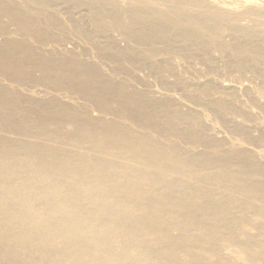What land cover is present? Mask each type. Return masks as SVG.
<instances>
[{
	"label": "bare ground",
	"instance_id": "1",
	"mask_svg": "<svg viewBox=\"0 0 264 264\" xmlns=\"http://www.w3.org/2000/svg\"><path fill=\"white\" fill-rule=\"evenodd\" d=\"M74 1L97 23L110 19L94 30L104 36L97 46L109 42L133 73L148 69L142 84L153 75L163 92L132 88L138 78L123 67L111 75L61 48L57 15L45 23L0 0V32L9 30L5 15L24 36L0 41V77L89 103L32 100L0 86V264H264V149L245 146L264 142V127L254 139L237 120L257 121L254 106L264 115L258 91L249 97L243 79L213 78L196 83V95L169 93L188 84L178 50L191 68L206 64L207 76L219 68L215 47L232 72L254 68L264 83V0H231V11L213 16L219 22L200 12L205 0ZM185 102L212 111L229 139Z\"/></svg>",
	"mask_w": 264,
	"mask_h": 264
},
{
	"label": "rangeland",
	"instance_id": "2",
	"mask_svg": "<svg viewBox=\"0 0 264 264\" xmlns=\"http://www.w3.org/2000/svg\"><path fill=\"white\" fill-rule=\"evenodd\" d=\"M3 1H5V3H8V4H14V5L19 6L21 9H23L25 11V13L27 14L28 17L40 16L44 20L45 23H50L51 17L54 15H57L65 27L64 29L56 30V34H55V36L58 40V44H61L60 45L61 48L66 49V50H70V49L75 50L76 52H78L80 54V56L82 58L87 59V60L90 59V61H93L94 63L99 65V67H101L104 72L109 73V74H111V73L113 74V71L118 66L123 67V69L126 71H129L133 77H135V78L137 77L139 79V80L137 79V82L135 80V81H132V83H130V87H132V88H138V89L140 88L141 90H143V89L150 87L151 91L157 90L155 92L156 93L158 92L157 93L158 95L160 94L159 93L160 90L162 91V87H161L162 84L160 86V81L158 80V78L153 76V75H150L151 73L148 71V69H143V71L142 70H136L133 73L131 71V70H133V69H131L132 68L131 60L128 57H124V56L115 57V50L109 42L106 43L103 50L97 46V44H99L100 41H102V39L104 37L102 30H100V27L103 24H108L110 22L109 18H104L101 20V23H97L96 21H94L90 17V15L87 12L82 10L78 6V3L74 0H36V1H31V0H3ZM44 1H51V2H49L48 4H46L44 6L39 5L40 2H44ZM205 1L208 3L209 7L208 8H201L199 10L203 15L208 17V20L210 19L213 22H219L220 21L219 19H215L213 16L220 13L221 10H227V11L232 10L227 5V4L231 3V0H205ZM126 7H127V5H126ZM123 18L126 21L130 20L129 16H123ZM1 20L4 24L9 26V30L4 31V32H0V41H3L7 37L16 38V39H21L24 37L18 31L17 25L11 23L9 17L3 15L1 17ZM76 24L79 25V28H76ZM99 25H100L99 29L94 31ZM91 31H94V32L86 35V33L91 32ZM7 32H9V33H7ZM112 37H113L112 41L114 43L118 44V46L120 48H126L127 47L125 36L119 30H113L112 31ZM230 40H231V37H226V42L229 43ZM64 45H65V48H64ZM212 50H213V54H215V56L217 57V60L215 63H216V65L219 64V65H217V68L219 67L222 69L221 71H218V69H219L218 68L216 70V72H214L215 74L216 73L218 74V75L216 74V76L214 73L206 76V73H208L207 72L208 66L206 64H201L199 59H195V61L193 62L194 65L192 64L193 67L191 68V66H189V63L186 60H184L183 52L181 50H178L177 52L180 54V56L182 58H180V59L177 58V61L181 60L180 62L182 63V65L180 67L183 69V73L185 76L183 75L182 71L180 73H182V76L184 77L185 81L188 82V84L186 82H184V84L186 83L184 86H181V87L178 86L176 88L174 87V88H172L174 91L171 90L169 93L172 95H176V96H179V93H180V95H181L180 97H182L183 96L182 90H185V91H187V93H189V95L192 96V95H196L197 91L195 89H196V86H198V84L196 85V83H198V82L202 83L201 80H203L204 84L209 85L208 81L212 80L213 78H214L213 80L218 79V81H220V82H223V79L225 81V78H227L228 81H230V80L232 81V79L233 80L236 79L238 81H241L243 79L241 82L245 84L244 89H246L247 92L249 91V94H250L249 97L250 96L254 97L256 95V92L258 91L257 95H259V97H260L259 104H264V96L262 94H260V91H263V89H264V83L262 82L263 80L257 75V73L255 74L256 71L253 70L254 68H250L251 70L248 69L246 71V73L248 75L250 74L254 77L252 81L251 80L248 81V79H246L247 74L244 75L243 72L239 71L238 69H236V70L233 69L235 71L232 72V70L229 69V67H227L225 65V59L227 58L226 55L228 54L227 52H222L220 50H217V49H215V47H213ZM39 51L40 52L44 51L45 53H48L47 50H39ZM152 58L154 61H157V58H155V57H152ZM218 59L222 60V61H220V63H218L219 62ZM184 65H185V67H187V71L184 70V68H185ZM188 71H190V72L188 73ZM145 72L150 73L147 76L148 79L150 78L148 81V85L150 84L149 86H145L141 82L142 78L145 79L144 78V76H146ZM251 72H254V73L252 74ZM37 74H39V72ZM118 76H119L118 77L119 79H126L127 78V75L124 73H120V74H118ZM217 76H219V77L223 76V78H221L222 80H219V77H217ZM239 77H241V79H239ZM198 79L200 81H198ZM204 79H205V81H204ZM170 81H173V80H170ZM206 81H207V83H206ZM12 83L13 82H10L9 80L0 77V84H2L0 86H3V87L5 86L7 88H11L14 91L16 90V92L19 91V93H23L24 95H26L27 97H29L32 100L35 98L36 99H45V98L48 99V98L55 96L59 100L61 99L62 101H67L66 103L73 104L76 106L89 104V103L85 102L84 99H82V98L80 99V97L77 95L70 96V95H66V94L64 95V93H61V91H58V92L53 91V90L50 91L44 85V83H42V84L40 83L39 85L38 84L34 85L33 83L28 82L27 84H24L21 86L19 84L17 85L16 83H13V84ZM246 83H248V84H246ZM254 84H255V86H254ZM141 87H143V88H141ZM179 87H180V89H177ZM257 88H259V90H257ZM237 89H238V91H236V93L238 92L239 95L244 94L246 91L244 89H239V87ZM46 90H48V91H46ZM60 93H61V95H60ZM243 96H245V98H246L245 94ZM72 102H74L75 104ZM205 102H207V99L204 100V103ZM252 105H253V103H252ZM183 107H184V109H194V110L201 112L203 124L207 128L210 129V132L213 133V135L215 137H217L218 139H223V138L229 139L230 136H229L228 131L225 130V128H223V125H221V123L218 120H215V117H214L212 111L204 109L201 105H195V104L188 103V102L187 103L185 102V106H183ZM92 109H93L92 114L94 117L107 116L109 119H115L116 118V116L112 113L105 115L104 113H102V112H100L94 108H92ZM251 112L253 115L254 114L260 115L261 114L260 115L261 117L259 116L257 121L252 120V122H250V121L247 122L246 119H243V117H241V118L239 117V118H237V120L242 125H246L247 127L250 128V131L253 132V133L252 132L251 133L254 134L252 136H254V139H255V137L257 138V136H260V129L262 128V126L264 127V115L260 112V108L257 106L252 107ZM258 121H259V123H257V124L254 123V122H258ZM211 129H212V131H211ZM258 144L259 145H257V144L256 145L245 144V146L247 145L246 147L251 148V150H257V152H258L259 150L264 149V142H258ZM260 146L261 147L263 146V147L261 148ZM200 148L202 149L201 146H200Z\"/></svg>",
	"mask_w": 264,
	"mask_h": 264
}]
</instances>
